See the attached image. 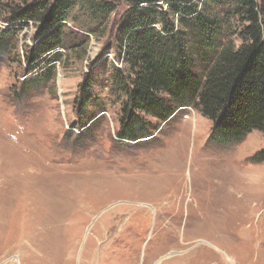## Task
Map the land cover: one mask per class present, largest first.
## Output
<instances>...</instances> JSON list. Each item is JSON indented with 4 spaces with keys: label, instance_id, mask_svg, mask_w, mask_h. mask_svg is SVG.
<instances>
[{
    "label": "rangeland",
    "instance_id": "1",
    "mask_svg": "<svg viewBox=\"0 0 264 264\" xmlns=\"http://www.w3.org/2000/svg\"><path fill=\"white\" fill-rule=\"evenodd\" d=\"M97 1L113 11L78 1L48 82L22 83L36 75L23 59L34 25L0 49V177L15 166L19 187L18 208L0 222V264H264V160L254 159L264 134L211 142L212 122L188 106L150 136L120 140L111 71L122 67L115 33L127 4ZM5 18L3 8L0 31ZM88 73L98 102L82 127L76 100ZM43 167L48 180L32 174Z\"/></svg>",
    "mask_w": 264,
    "mask_h": 264
},
{
    "label": "trees",
    "instance_id": "2",
    "mask_svg": "<svg viewBox=\"0 0 264 264\" xmlns=\"http://www.w3.org/2000/svg\"><path fill=\"white\" fill-rule=\"evenodd\" d=\"M78 1L0 0V11L7 13L0 49L9 48L7 37L35 27L23 59L26 75H36L23 85L53 79L57 50L66 45V22ZM84 1L93 14L107 16L114 9L110 1ZM125 2L115 33L122 67L111 71L113 89L123 97L120 140L150 136L159 123L188 106L212 122L211 142L240 143L253 131L264 134V0ZM225 36H237L239 43L231 38L224 43ZM93 85L90 73L79 85L77 126L87 125L85 109L98 102ZM254 157L263 161L264 149Z\"/></svg>",
    "mask_w": 264,
    "mask_h": 264
},
{
    "label": "bare ground",
    "instance_id": "3",
    "mask_svg": "<svg viewBox=\"0 0 264 264\" xmlns=\"http://www.w3.org/2000/svg\"><path fill=\"white\" fill-rule=\"evenodd\" d=\"M13 156L15 157V155H13ZM8 157L11 158V156H8ZM13 158H11V159L14 160ZM13 166H14V164H13ZM42 169L43 170H41L40 172H32V174L37 175L38 177H40L43 180H48L49 175H48V173H46L47 168L43 167ZM16 174H17V172L15 171V166L13 168H11V167L7 168L6 163H5L4 171L2 172V175L0 177V184L1 183L2 184H4V183L7 184L6 187H4V189H3L4 193L2 195L5 198V199H3L5 201L0 206V222H2V223L9 216L12 217V215L15 213L16 209L18 208V205H15L14 201H15V199L18 196V191L17 190H18L19 187L15 183H12V178H14V176ZM40 178L37 179L36 182H38V180L41 181ZM182 189H185V186H183ZM10 224L7 222V227H9ZM46 244L49 246V242H46Z\"/></svg>",
    "mask_w": 264,
    "mask_h": 264
},
{
    "label": "built area",
    "instance_id": "4",
    "mask_svg": "<svg viewBox=\"0 0 264 264\" xmlns=\"http://www.w3.org/2000/svg\"><path fill=\"white\" fill-rule=\"evenodd\" d=\"M233 264H236L235 262H233Z\"/></svg>",
    "mask_w": 264,
    "mask_h": 264
}]
</instances>
